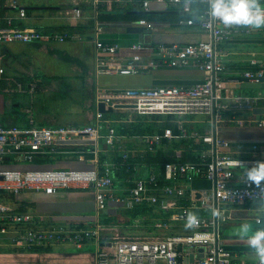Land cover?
Masks as SVG:
<instances>
[{"label": "crops", "instance_id": "obj_1", "mask_svg": "<svg viewBox=\"0 0 264 264\" xmlns=\"http://www.w3.org/2000/svg\"><path fill=\"white\" fill-rule=\"evenodd\" d=\"M93 1L18 0L26 14L25 19L22 20L17 18V10L9 7L6 1L0 0V6L4 8L3 17H13L15 25L52 30L59 33L67 32L75 36V38L65 42H49L58 43V46L67 45V47L56 49L51 48L49 43L26 44L35 47L44 54L51 55L56 60L67 61L69 65L62 75L56 67L40 75L38 73L39 68H42L40 65V67L33 66L29 70H22L24 66L19 64L20 60L15 55L16 53L10 52L7 47L13 43L0 44V127L7 129L27 127L29 118L35 126L42 127L93 125L106 118V114H101L98 111V104L100 103L98 98L114 90L155 86H192L203 80V73L193 67L171 68L163 64L156 56V48L160 44H196L208 40L207 33L184 26L171 28L165 22L150 23L152 29L139 26L136 24L137 22H101L97 19L98 8H105L101 11L102 13L104 11H123L124 14L128 13L125 10L130 7L143 11L140 6V1L143 0H98L96 4H93ZM144 1L149 3L148 11L163 12L172 8L168 0ZM112 7L122 9L112 10ZM73 8H80V19L70 17ZM98 27L100 28L99 31H97ZM238 27L240 28V26ZM246 29L250 31L249 34L232 38L222 47H219V51L225 65L224 78L227 87L234 94L254 96L259 92L264 94V90L236 88L237 82L233 80L242 72L250 70L247 65L251 66V61H255L257 67L264 69V32H259L251 27ZM96 40L118 46L116 53L114 55L100 54L95 46ZM134 44L143 46L137 52L141 57L140 63L145 66L143 71L134 75H101L97 73L101 67L125 65L134 53L130 49ZM236 45L244 48L233 49L232 47H236ZM8 60L12 62L10 69L6 67ZM31 61L33 60L29 62ZM60 79H67L63 82L69 83L61 84ZM45 81H48L49 85L45 86ZM74 82L81 84L78 95H81L83 100L77 103L73 109L77 115L70 121L64 122L60 118L63 115H59L57 111L51 114L52 110L48 103L44 99L41 103L40 96L44 95L45 92L61 94L66 88H72ZM130 104L129 100H114V110L109 115L120 117L115 120L117 124L126 125L129 122L127 118L131 121L135 115L139 116L131 110V107H128ZM76 107L77 109H75ZM255 108H264V102H259ZM252 110L250 113L243 111L238 117L244 119L248 116L247 113L251 119L264 117V115L253 114ZM67 111L71 112L70 110ZM80 111L81 113H78ZM162 117L170 119L168 116ZM57 118L59 121L56 120ZM106 120L110 121V119ZM174 125L176 131L173 133V137L165 140L170 148V155L176 159H190L191 156L197 159L203 154L206 156L210 154V146L193 138L195 133L201 135L211 130L212 124L209 117L194 116L187 118L184 123L185 135L180 134L175 122ZM217 133L230 143L228 152L234 158L232 170L236 173L239 174L257 161L264 160V128H257L253 125H237L226 118L223 123L217 126ZM102 135L105 134L102 133ZM143 135L145 134L123 136L120 143L121 149H118L115 154H121L124 151L135 157L145 153L146 148L141 139ZM198 144L202 146V150L192 149V146ZM113 155L112 150L102 138L96 143L76 139L71 143L58 145L51 154L43 153L39 154L38 157L50 158L53 165L51 168L87 170L98 164V159L101 156L108 159L105 164L114 162L111 160ZM13 161V157L8 155L4 164L0 165V170L50 169L32 168L28 164L21 165L22 163L15 165ZM131 164L137 168L136 171L132 172L131 179L145 175L147 172L150 173L152 170L145 164L137 162ZM129 177L130 175L126 179L114 181V195L122 198L128 196V189L132 186ZM175 185L184 190L185 194L182 198L174 202L171 199L161 197L155 191L154 194L158 197L159 202L141 205L149 208L142 213L133 212L134 207L131 208L125 204L109 203L107 209L97 216L98 221L104 226V230L100 232V237L97 240H88L80 249L68 242L26 246L22 243H13L12 238L27 230H52L58 226H65L71 230L90 228L95 219L92 190H66L52 195L33 192H24L16 196L2 195L0 198L7 201L11 208L16 212L30 214L33 221L17 227L12 225L7 227L8 233L1 235L0 264H93L96 250L100 246L108 244L116 234L128 238H156L186 233L183 228L184 223L177 219L180 209L186 205L192 207L191 213L198 217H211V210L196 207L200 199L211 195L213 184L201 177H196L193 179L180 178ZM171 201L174 206L169 204ZM160 202L164 203L161 205ZM240 207H229L232 220L220 226L221 239L225 248L231 252L234 263L260 264L259 257L248 246L246 239L238 234V226L242 224V220L245 219L244 216H247L250 210L255 211V217L264 218V209L257 212L249 205ZM255 217L252 218L254 228L260 227L255 224L253 220ZM227 229H233L234 233L227 236L223 235L222 232ZM195 253V249H190L189 257Z\"/></svg>", "mask_w": 264, "mask_h": 264}, {"label": "built area", "instance_id": "obj_2", "mask_svg": "<svg viewBox=\"0 0 264 264\" xmlns=\"http://www.w3.org/2000/svg\"><path fill=\"white\" fill-rule=\"evenodd\" d=\"M3 1L17 10L18 19H25V10L19 5L18 0ZM97 2L98 0H94L93 4ZM168 2L173 8H180L183 13L191 12V5L195 2L204 4L206 9L200 13L196 22L188 19L180 21L178 25L205 32L208 34V40L188 45L160 44L156 48V56L168 67H193L201 71L203 80L192 86L118 89L100 96L98 100L108 108L113 107L114 100L125 99L131 102L129 106L136 114L173 117L182 135H185L184 123L187 118L207 116L211 119V130L201 135L195 133L193 138L210 146V154L201 155L195 162H168L163 165L160 174L151 170L147 175H139L133 179L131 174L137 168L127 164L124 172L130 174L132 186L128 189L126 198L114 195V180L111 174L118 171L120 164L117 163L105 164V174L99 173L98 164L87 170L69 168L0 170V196H16L24 192L52 195L66 190H92L94 195L95 219L90 228L71 230L65 226H58L52 230H27L14 236L13 243L36 246L68 242L80 249L88 240H97L100 237L104 226L98 221L97 216L107 209L109 203L117 202L131 208L145 203L156 204L159 201L154 194L155 191L161 197L175 202L185 194L183 189L175 185L177 180L201 177L213 184V190L210 196L200 199L196 208L211 210V217L194 215L189 226L192 207L184 205L177 219L184 223L183 228L186 233L156 238H128L116 234L108 244L96 250L93 264H233V256L226 250L219 228L232 220L229 207L264 203V181L260 186H256L246 179L244 171L238 174L232 170L234 158L228 152L230 143L217 133V126L227 118L237 125L264 128V117L260 119L248 117L250 111L259 102H264V94L259 92L254 96H244L234 94L227 87L224 78L225 65L219 47L234 37L249 34L250 31L242 30L238 26L224 27L212 19L207 12L208 0H168ZM140 6L145 11L149 9L147 1H140ZM70 17L80 19L81 10L73 8ZM14 20L10 16H0V23H3V26L0 25V44L65 42L75 38L67 32L21 27L15 25ZM136 24L152 29L151 24L144 20ZM99 30L98 27L97 31ZM95 46L100 54L114 55L118 49L116 45L97 40ZM142 48L140 44L132 45L130 49L134 53L125 65L101 67L97 73L101 75L140 73L145 69L137 53ZM250 64L253 67L257 66L255 61H251ZM240 76L256 84L264 77V69L258 67L256 70L244 71ZM243 111L249 112L244 119L238 117ZM101 128L99 121L86 126L42 127L35 126L30 118L27 127L16 129L0 127V165L8 155L17 163H30L35 156L43 153L51 154L58 145L71 143L76 139L96 143L103 138L111 150L121 149L120 143L123 137L118 136L112 127H108L105 135H102ZM172 137V131L164 129L160 133L145 134L141 139L146 151L153 152L156 146ZM122 158H128L127 152H122ZM4 202L0 198V243L1 235L8 233L7 227L11 225L17 227L33 221L30 214L16 212ZM169 204L174 206L172 201ZM214 213H216V222ZM253 220L255 224L264 227V218L255 217ZM190 249L196 250L193 262L188 258Z\"/></svg>", "mask_w": 264, "mask_h": 264}, {"label": "trees", "instance_id": "obj_3", "mask_svg": "<svg viewBox=\"0 0 264 264\" xmlns=\"http://www.w3.org/2000/svg\"><path fill=\"white\" fill-rule=\"evenodd\" d=\"M80 9V8H79ZM104 7H101L100 9L98 8V15L97 19L98 21L101 22H109V21H114V22H138L140 20H144L148 23H161L165 22L168 23V25L171 28H176L179 27L178 23L180 21H186L188 19H192L193 21H197V17L200 15V13L206 9V6L204 4H201L199 2H195L191 5V12L189 13H183L180 8H170L168 11L169 13H158V14H143V13H137V14H104L101 11L104 10ZM112 10H120L122 8H115L112 7ZM3 11L4 8L0 6V16L3 17ZM142 10H139L135 7H130L125 10V12H141ZM101 12V13H100ZM0 25L3 26V23L1 22ZM240 28L246 29L250 28L247 26H240ZM253 28V27H251ZM257 29V28H255ZM259 32H264V28L257 29ZM252 33V32H251ZM258 33V32H257ZM224 45L221 44L220 47ZM250 70H256L258 67L257 66H250L247 65ZM106 118L102 121H100V124L102 126L101 128V133L105 134L107 132L108 127L114 128L116 134L121 137H129L132 135H142V134H152V133H159L163 129L168 128L172 131V133H175L176 128L173 122V117L169 118H163L162 116H155V115H135V117L131 121L129 118L128 124H117L116 123V118H120L119 116L116 115H105ZM106 119H110V121H107ZM192 149H199L202 150V146L200 144L192 146ZM118 149L112 150L113 158L111 159L112 163H117L120 164L119 169L117 172L114 174L112 173L111 176L113 180L115 181L116 179L121 180L122 178L126 179L130 174L125 173L124 170L126 168L127 164L131 163H139V164H145L149 167L152 168V171L154 173L160 174L162 172L163 165L168 162H195L199 158H195L191 156L190 159L182 158V159H176L174 156L170 155V148L167 146V141L161 143L159 146H156L153 150V152H148L146 151L145 153H142L138 156L132 157L130 153L128 154V158L123 159L122 158V153L115 154V152ZM120 152V151H118ZM108 159L104 156L99 157L98 159V165H99V173L100 174H105L106 168H105V162ZM17 164L18 163H14ZM4 164V163H3ZM30 165L32 168H51L52 161H50V158L48 157H38L35 156L33 160L28 163H22L21 165ZM161 176V175H160ZM149 210V208H146L145 206H136L133 208V212L135 213H142L144 211ZM227 250V248H226ZM229 251V250H228ZM233 264H236L233 262Z\"/></svg>", "mask_w": 264, "mask_h": 264}, {"label": "clouds", "instance_id": "obj_4", "mask_svg": "<svg viewBox=\"0 0 264 264\" xmlns=\"http://www.w3.org/2000/svg\"><path fill=\"white\" fill-rule=\"evenodd\" d=\"M208 16L224 27L247 26L264 28V0H208ZM244 176L256 186L264 181V160H259L244 170ZM195 214L189 217V226ZM238 234L246 239L248 246L264 264V227H253L250 223H242Z\"/></svg>", "mask_w": 264, "mask_h": 264}, {"label": "rangeland", "instance_id": "obj_5", "mask_svg": "<svg viewBox=\"0 0 264 264\" xmlns=\"http://www.w3.org/2000/svg\"><path fill=\"white\" fill-rule=\"evenodd\" d=\"M57 44L58 43H49L50 47L54 49L58 47H67L66 44L64 46H58ZM7 47L9 48L10 52L16 53L15 55H17V57L20 60L19 64L24 66L22 70L24 69L29 70L30 67H33V66L37 67L40 65L42 66V68H39L38 70V73L40 75H42V73L44 74L45 71L53 69L55 67L58 68L59 72L62 75L65 69L69 65L67 61L65 60L62 61V59L56 60L51 55L44 54L31 45L13 43L12 45H7ZM237 47H239V45H236V47H232V48L235 49ZM239 48L243 49L244 47H239ZM30 60H33V61L29 62ZM10 65H12V62L11 60H8L6 62V67L9 68ZM66 80L67 79H60L59 81L62 82L61 84H68L69 82L68 83L63 82ZM73 84L74 85H72V88H66L61 94L45 92L44 95L40 96L41 103L43 102V99L46 100V102L48 103L49 108L52 110L51 114L54 111H57L59 115H63V117H60V118H62L64 122L70 121L75 115H77L76 114L77 112L73 111V109L77 105V103L82 102L83 100L82 96L78 95L79 89L81 90V84L78 82H74ZM44 85L45 86L49 85V82L45 81ZM75 109H77V107ZM67 110H70L71 112L69 113ZM78 113H81V111ZM56 120L59 121V118H57ZM147 174L148 172L145 175ZM4 203L9 204L7 201H5ZM249 206L250 208L255 209L257 212L264 209V203H251L249 204ZM236 213H237V210H236ZM255 214L256 213L253 210L248 211L247 216H244L245 219H243L241 223H250L254 227L252 218L255 217Z\"/></svg>", "mask_w": 264, "mask_h": 264}, {"label": "water", "instance_id": "obj_6", "mask_svg": "<svg viewBox=\"0 0 264 264\" xmlns=\"http://www.w3.org/2000/svg\"><path fill=\"white\" fill-rule=\"evenodd\" d=\"M105 14H123V11H104ZM137 14V13H143V14H158V13H169V11H141V12H128V14ZM234 81L237 82L236 88H242V89H251V90H264V77L259 79L258 83H251L247 78H244L242 76H238L233 78ZM130 108V106H128ZM115 108H118V106H115ZM114 107L109 106L108 108L105 107L103 102H100L98 104V111L101 114H111L113 113ZM252 113L255 115H264V108H255L252 110ZM213 119V117H212ZM213 154H215V149L213 148ZM215 206V204H214ZM215 222L217 220L216 213L213 214ZM234 233L233 229H227L222 232L223 235H232ZM181 249L179 248L178 251ZM200 256V255H199ZM189 261L193 262V256L190 255ZM178 262H181V259L179 258Z\"/></svg>", "mask_w": 264, "mask_h": 264}]
</instances>
